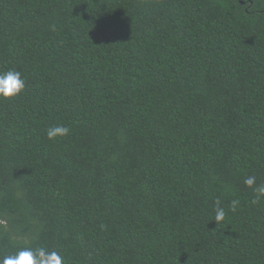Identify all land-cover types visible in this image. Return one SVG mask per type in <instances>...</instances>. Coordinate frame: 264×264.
Listing matches in <instances>:
<instances>
[{
  "label": "trees",
  "instance_id": "16d2710c",
  "mask_svg": "<svg viewBox=\"0 0 264 264\" xmlns=\"http://www.w3.org/2000/svg\"><path fill=\"white\" fill-rule=\"evenodd\" d=\"M13 69L26 87L0 100V257L264 264V198L244 184L264 183L260 0H0ZM54 125L69 134L49 140Z\"/></svg>",
  "mask_w": 264,
  "mask_h": 264
},
{
  "label": "clouds",
  "instance_id": "9594fccd",
  "mask_svg": "<svg viewBox=\"0 0 264 264\" xmlns=\"http://www.w3.org/2000/svg\"><path fill=\"white\" fill-rule=\"evenodd\" d=\"M264 4V0H260ZM26 81L22 78V73L19 70H7L0 72V100H9L18 96L25 90ZM70 128L65 125H54L46 129V135L49 140H55L57 137L67 136ZM244 184L253 189L254 198L253 203L259 202L264 198V183H256L255 176H248L244 180ZM239 200L233 199L230 202L229 210L236 212L239 206ZM215 216L216 224H220L225 220L226 211L220 206V201L215 202ZM63 256L57 251H48L44 247L31 248L25 247L16 251L13 255H6L0 257V264H63Z\"/></svg>",
  "mask_w": 264,
  "mask_h": 264
}]
</instances>
